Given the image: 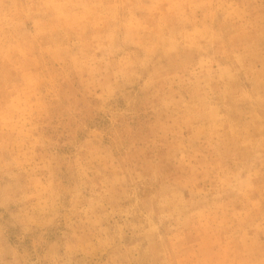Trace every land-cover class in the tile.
Segmentation results:
<instances>
[{
	"label": "rangeland",
	"instance_id": "obj_1",
	"mask_svg": "<svg viewBox=\"0 0 264 264\" xmlns=\"http://www.w3.org/2000/svg\"><path fill=\"white\" fill-rule=\"evenodd\" d=\"M0 205L4 264H264V0H0Z\"/></svg>",
	"mask_w": 264,
	"mask_h": 264
},
{
	"label": "clouds",
	"instance_id": "obj_2",
	"mask_svg": "<svg viewBox=\"0 0 264 264\" xmlns=\"http://www.w3.org/2000/svg\"><path fill=\"white\" fill-rule=\"evenodd\" d=\"M5 199L7 200L8 198L6 197ZM0 206H2V205H0ZM8 251H9V255H11L12 254L11 249H9ZM0 264H4V261L0 260ZM9 264H14V261H9Z\"/></svg>",
	"mask_w": 264,
	"mask_h": 264
}]
</instances>
